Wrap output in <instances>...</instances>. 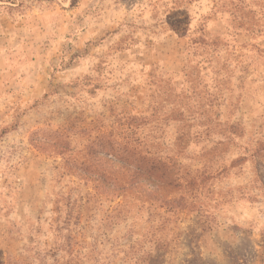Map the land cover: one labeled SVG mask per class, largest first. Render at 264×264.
<instances>
[{"label":"rangeland","instance_id":"374dc122","mask_svg":"<svg viewBox=\"0 0 264 264\" xmlns=\"http://www.w3.org/2000/svg\"><path fill=\"white\" fill-rule=\"evenodd\" d=\"M0 264H264V0H0Z\"/></svg>","mask_w":264,"mask_h":264},{"label":"trees","instance_id":"16d2710c","mask_svg":"<svg viewBox=\"0 0 264 264\" xmlns=\"http://www.w3.org/2000/svg\"><path fill=\"white\" fill-rule=\"evenodd\" d=\"M75 1H78V0H74V2H75Z\"/></svg>","mask_w":264,"mask_h":264}]
</instances>
